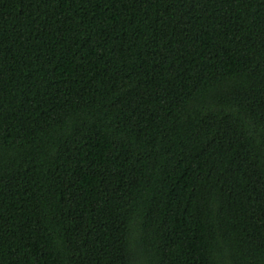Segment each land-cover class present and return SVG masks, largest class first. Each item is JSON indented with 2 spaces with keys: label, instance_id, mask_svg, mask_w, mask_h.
<instances>
[{
  "label": "trees",
  "instance_id": "obj_1",
  "mask_svg": "<svg viewBox=\"0 0 264 264\" xmlns=\"http://www.w3.org/2000/svg\"><path fill=\"white\" fill-rule=\"evenodd\" d=\"M0 264H264V0H0Z\"/></svg>",
  "mask_w": 264,
  "mask_h": 264
}]
</instances>
